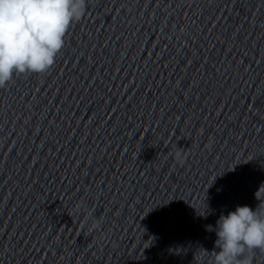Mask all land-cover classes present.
Wrapping results in <instances>:
<instances>
[{
    "label": "water",
    "instance_id": "95a60500",
    "mask_svg": "<svg viewBox=\"0 0 264 264\" xmlns=\"http://www.w3.org/2000/svg\"><path fill=\"white\" fill-rule=\"evenodd\" d=\"M244 205L264 0H88L54 66L0 88V264H212L207 226Z\"/></svg>",
    "mask_w": 264,
    "mask_h": 264
},
{
    "label": "clouds",
    "instance_id": "9594fccd",
    "mask_svg": "<svg viewBox=\"0 0 264 264\" xmlns=\"http://www.w3.org/2000/svg\"><path fill=\"white\" fill-rule=\"evenodd\" d=\"M88 0H0V88L14 75L45 74L55 64L71 25L85 15ZM175 159L183 162L180 148ZM89 231L101 224L84 202ZM217 239L212 264H254L257 250L264 253V207L237 206L221 214L215 228ZM207 252V251H206Z\"/></svg>",
    "mask_w": 264,
    "mask_h": 264
}]
</instances>
